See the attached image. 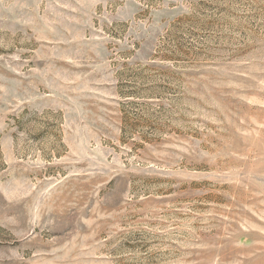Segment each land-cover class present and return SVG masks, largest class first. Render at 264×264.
<instances>
[{
  "label": "rangeland",
  "instance_id": "obj_1",
  "mask_svg": "<svg viewBox=\"0 0 264 264\" xmlns=\"http://www.w3.org/2000/svg\"><path fill=\"white\" fill-rule=\"evenodd\" d=\"M0 264H264V0H0Z\"/></svg>",
  "mask_w": 264,
  "mask_h": 264
}]
</instances>
